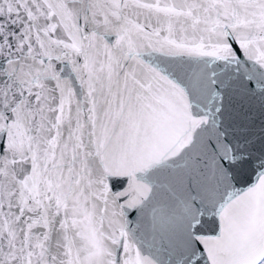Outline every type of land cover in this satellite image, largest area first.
<instances>
[{"label": "snow or ice", "instance_id": "6c2138e0", "mask_svg": "<svg viewBox=\"0 0 264 264\" xmlns=\"http://www.w3.org/2000/svg\"><path fill=\"white\" fill-rule=\"evenodd\" d=\"M0 264H264V0H0Z\"/></svg>", "mask_w": 264, "mask_h": 264}]
</instances>
